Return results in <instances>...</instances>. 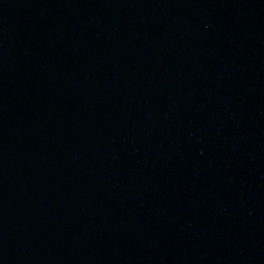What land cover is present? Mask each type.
I'll use <instances>...</instances> for the list:
<instances>
[{
    "label": "water",
    "instance_id": "95a60500",
    "mask_svg": "<svg viewBox=\"0 0 264 264\" xmlns=\"http://www.w3.org/2000/svg\"><path fill=\"white\" fill-rule=\"evenodd\" d=\"M0 264H264V0H0Z\"/></svg>",
    "mask_w": 264,
    "mask_h": 264
}]
</instances>
